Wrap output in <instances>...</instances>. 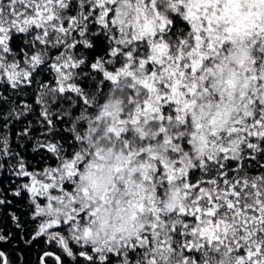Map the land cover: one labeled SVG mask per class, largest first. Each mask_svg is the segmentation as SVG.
Masks as SVG:
<instances>
[{
  "label": "snow or ice",
  "instance_id": "snow-or-ice-1",
  "mask_svg": "<svg viewBox=\"0 0 264 264\" xmlns=\"http://www.w3.org/2000/svg\"><path fill=\"white\" fill-rule=\"evenodd\" d=\"M0 264H264V0H0Z\"/></svg>",
  "mask_w": 264,
  "mask_h": 264
}]
</instances>
